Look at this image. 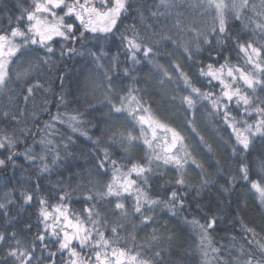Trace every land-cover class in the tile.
Listing matches in <instances>:
<instances>
[{"label": "snow or ice", "instance_id": "obj_1", "mask_svg": "<svg viewBox=\"0 0 264 264\" xmlns=\"http://www.w3.org/2000/svg\"><path fill=\"white\" fill-rule=\"evenodd\" d=\"M19 13H0V170L21 169L0 192V264H170L178 236L162 216L191 237L197 264H264V236L239 215L244 190L264 215V0H31ZM130 13L140 28L124 23ZM117 36L115 49L106 47ZM85 52L76 93L63 77L53 93L57 63ZM101 88L108 111L92 136L90 97ZM38 93L47 94L41 127ZM79 137L102 155L71 167ZM202 157L214 159V172ZM59 169L72 175L42 191ZM212 188L223 200L205 201ZM74 195L80 212L69 211ZM27 207L38 209L35 235L30 220L16 227ZM228 221L240 238L214 242Z\"/></svg>", "mask_w": 264, "mask_h": 264}, {"label": "trees", "instance_id": "obj_2", "mask_svg": "<svg viewBox=\"0 0 264 264\" xmlns=\"http://www.w3.org/2000/svg\"><path fill=\"white\" fill-rule=\"evenodd\" d=\"M134 3L139 4H145L148 2V0H133ZM31 3V0H0V13H3L4 11H8L9 13H15L16 15H19V8L28 7ZM145 16L147 17V13H145ZM123 19V18H122ZM125 24H132L137 23V27L140 28V24L137 22V18L129 14L127 19H124ZM119 27V24L117 25ZM95 42H90L86 44V47H93ZM119 43L118 36L113 38V40L110 42V45H106V47H111L112 49H115L116 45ZM171 51V49H169ZM235 54H233L234 56ZM89 58L87 57V53L85 52L84 56H73L72 58H68L65 56L60 62L57 63L56 67L53 69V74L48 82V85L51 87V90L53 93H59L61 91V85L58 77H63L64 80V89L67 90L71 94L76 93V87H77V81L79 79H82L81 73L84 69L85 62ZM161 63H166L165 59L161 58ZM235 62V61H234ZM102 88L97 91L96 97H90V99L93 100L95 103V110L88 109V112L90 113L88 115V119L92 121V124L88 127V134L92 136L99 135L98 128L103 127L101 124V121L104 119V113L108 111L106 107H104L103 103L100 101L102 100ZM149 92H152V89H149ZM6 95V94H5ZM47 95L45 93H38L36 95L35 99V107H36V114L39 118L36 126L41 127L43 121L48 119V113L47 112H41V96ZM153 102L159 99L158 96H152L151 97ZM56 96H50V102H49V108L51 112L54 114L57 111L56 108ZM69 99H72V95H69ZM3 103H7V101H2ZM73 107H82L81 105H76L75 103L72 104ZM21 107L23 105L21 104ZM28 107L31 109L32 104H29ZM162 111H170L166 109L163 106H160ZM96 125V126H93ZM31 126V124L29 125ZM202 131L204 132L206 138L210 140L212 143L213 148L216 150L217 155L219 158L224 161L228 159V155L226 151L216 144L215 137L212 134L211 128H204L203 125H201ZM38 139V136L34 135L33 137H30L27 141L29 145L33 143L34 140ZM20 150L23 151V144L20 146ZM75 152L78 156L81 158L79 161H73L71 163V167H75L76 163L83 164L85 162V159L91 160L92 156L102 155V153L96 148L95 145L92 144L91 141H89L86 137H79L76 140L75 145ZM134 155L136 157H139L141 153L137 150L134 152ZM205 162V167L208 169L209 172H214V169L212 167H209L210 163H214V159L210 160L208 157H202ZM18 162L20 164H25V161L23 157H19ZM32 169H28L27 165L25 164V171L24 176H29L32 174ZM62 173V175H58L57 173ZM71 172H68L66 169H59L53 174L49 179H42L41 190L43 191L45 187H51V182L56 181L57 179L60 180H66L67 177L71 176ZM21 177V169H16L15 172L13 170L9 169L6 172L3 170H0V192H2L6 185L10 184H16L17 180ZM33 181L36 179L35 176L32 177ZM245 191V196L247 199V208L241 209L239 211V215L243 216L245 218V222L252 223L256 225V230L258 233H260V236H264V232L260 231V225L264 224V215H261V211L258 207L259 202L253 198V193ZM18 197V193H17ZM204 199L206 202H212L214 203L216 200H223V197L219 195V193L216 191L215 188H212L210 192L206 193L204 196ZM236 196L232 197V205L228 208V211L231 213H235L237 211L236 206ZM52 204L56 203L55 196L49 201ZM33 204H35V201H33ZM84 206V202L81 198L78 196L73 197L71 200V207L69 211H77L80 212L82 207ZM38 212V209L34 207H27L25 211H23L20 215V218L17 222V229L22 230L25 221H31L33 224V231L30 235H35V225H36V213ZM107 216L109 219L112 218V214L109 212L107 213ZM162 220L169 223L170 227L175 228L178 236V242L177 245L174 246L171 249L172 255L170 259V264H197L199 257L192 253L191 249L189 248V245L191 243V237L186 233L181 231L180 227L176 225L175 221H168L167 217H161ZM21 235L23 236V232H21ZM107 235V233H106ZM145 235L144 232H138L137 233V239L143 238ZM236 235L237 239H239V225H236L235 228H232L231 221H228V227L225 229L219 231L214 236V242H219L221 244H227L230 236ZM243 242V241H241Z\"/></svg>", "mask_w": 264, "mask_h": 264}]
</instances>
